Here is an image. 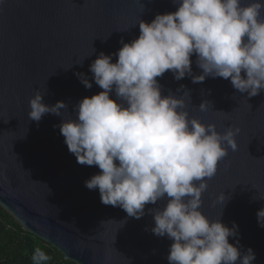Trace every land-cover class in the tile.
Here are the masks:
<instances>
[{"label": "water", "instance_id": "obj_1", "mask_svg": "<svg viewBox=\"0 0 264 264\" xmlns=\"http://www.w3.org/2000/svg\"><path fill=\"white\" fill-rule=\"evenodd\" d=\"M176 10L173 0L0 2V210L23 231L59 251L65 261L168 264L172 241L150 231L154 220L148 213L149 208L163 207L164 201L146 205L140 219L104 205L99 190L85 186L101 170L77 163L68 151L58 127L61 116L46 114L38 123L29 120V100L39 89L46 104H67L64 118L74 115L75 104L102 91L89 71L99 53H115L122 47L121 39L128 43L138 38L140 19L151 22L158 13ZM116 59L113 56L112 62ZM191 60L193 73L201 74L195 55ZM76 73L87 75L92 88L86 89ZM157 79L162 95H182L177 92L181 85L190 90V118L215 124L220 132L228 126L240 128L238 148L229 149L208 179L200 210L210 220L217 219L221 206L216 200L224 191L230 199L220 219L228 227L233 221L239 225V236L229 242L239 239L245 250H254L253 264H264V228L256 216L264 200H253L258 191L264 195V91L247 97L230 80L208 77L192 83L186 76L177 81L171 71ZM110 96L115 99L114 93ZM205 100L212 106L201 111Z\"/></svg>", "mask_w": 264, "mask_h": 264}, {"label": "clouds", "instance_id": "obj_2", "mask_svg": "<svg viewBox=\"0 0 264 264\" xmlns=\"http://www.w3.org/2000/svg\"><path fill=\"white\" fill-rule=\"evenodd\" d=\"M173 3L174 12L158 13L151 22L140 19L138 38L128 43L121 39L115 53H99L89 71L102 91L75 104L74 115L64 118L67 104H46L45 93L37 89L27 116L37 123L46 114L62 117L58 127L68 151L77 163L101 170L85 186L98 189L104 205L140 219L146 205L164 201L163 207L149 208L148 213L154 220L150 231L172 241L168 264H253L251 247L245 250L239 239L229 242L239 236V225L233 221L228 227L220 219L230 197L224 191L217 196V219L200 210L208 179L229 149L238 148L240 128L228 126L220 132L215 124L190 118V90L181 85L177 92L182 95H162L157 78L167 71L177 81L188 76L192 83L219 77L247 97L259 95L264 91V0ZM193 55L202 70L199 75L193 73ZM76 75L86 89L92 88L87 75ZM209 105L205 100L199 109L207 111ZM253 200H264V195L258 191ZM256 216L264 228V207ZM50 259L40 247L31 256L32 264Z\"/></svg>", "mask_w": 264, "mask_h": 264}, {"label": "trees", "instance_id": "obj_3", "mask_svg": "<svg viewBox=\"0 0 264 264\" xmlns=\"http://www.w3.org/2000/svg\"><path fill=\"white\" fill-rule=\"evenodd\" d=\"M36 247L51 257L47 264H74L65 261L60 252L46 242L23 231L0 210V264H32L31 256Z\"/></svg>", "mask_w": 264, "mask_h": 264}, {"label": "snow or ice", "instance_id": "obj_4", "mask_svg": "<svg viewBox=\"0 0 264 264\" xmlns=\"http://www.w3.org/2000/svg\"><path fill=\"white\" fill-rule=\"evenodd\" d=\"M218 167V166H217Z\"/></svg>", "mask_w": 264, "mask_h": 264}]
</instances>
